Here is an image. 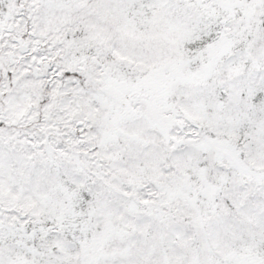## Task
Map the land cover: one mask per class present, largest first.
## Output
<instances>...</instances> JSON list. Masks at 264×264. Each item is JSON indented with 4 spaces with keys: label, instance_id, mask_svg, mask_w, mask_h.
<instances>
[{
    "label": "rangeland",
    "instance_id": "1",
    "mask_svg": "<svg viewBox=\"0 0 264 264\" xmlns=\"http://www.w3.org/2000/svg\"><path fill=\"white\" fill-rule=\"evenodd\" d=\"M90 1L99 2V7L93 6ZM90 1L27 0L25 7L37 18L33 20L37 31L47 36L49 33L51 40L66 41L64 65L77 66L80 73L72 81L67 77L49 86L53 92V120L47 131L57 133L52 138H71V134L79 138L82 133L87 136L91 134L90 138H100L102 145L110 147L102 151L106 159L98 165L101 169L105 168L102 177L118 169L119 180L112 191V187L106 183L109 176L89 179L79 166L82 160L74 159L78 162L69 163L66 155L62 156L68 165L63 166L64 173H50L47 169L48 159L43 154L44 146L47 150L49 142L42 133L38 132L36 136L44 142L41 143V139L33 142V145L27 142L23 152L18 149L19 144L15 139L18 150L10 154L7 148L10 136L0 138V202L16 204L14 207L20 211L26 210L28 205L32 211V215H28L31 217L29 224L16 216L13 212L15 209H10V214L6 210L0 213V232L4 231L3 235L0 234V245H5L7 238L13 240L18 237H11L13 233L2 227L4 220L1 218L12 215V226L19 233L26 232L24 238L21 236L15 240L13 248H0L3 252L14 254L13 257L6 256V259L0 257V264H137L133 253L138 248V253L142 252L143 248L137 242L136 235L147 230L148 224L155 231H165L171 227L173 231L184 232L167 217V211H163V203L172 208L181 199L195 207L199 223L195 222V226L210 231V238L206 236V240L207 245H211L213 258L216 254L214 251L221 252L213 264H264V0H148L149 9L145 17L140 13L134 14L132 7L129 8L131 0L104 1L112 2L109 4L114 5L113 8L103 5L104 2ZM116 1L122 4L118 5ZM5 2L7 5L0 9V30L5 28L4 20L11 15L13 8L8 0ZM146 4L142 3L139 7ZM40 6L42 10L39 13L36 8ZM57 6L78 10L74 20L76 29H82L77 35H73L72 25L73 28L66 27L54 36L55 20L59 19V15L62 17ZM82 6H88L89 11H81ZM108 12L114 15L111 19L118 23L119 30H124L118 41L110 46L101 42L100 26L106 27ZM67 32H70V36H66ZM77 48L81 49L74 52ZM194 48L196 51L192 52ZM105 52L108 54L102 55ZM50 77L46 76L45 81ZM83 85L97 88L93 92L96 100L90 106L95 111L93 114L97 123L84 129L80 127L81 117L84 113L87 116L90 110H80L79 100L74 96V89ZM176 86L182 95L178 108L172 99ZM190 87L195 95L194 100L191 97L186 99L185 88ZM117 88L135 89L152 110L157 107L171 108L195 123L189 138L202 143L207 150L209 158L215 163L211 166L212 175L206 164L200 166L196 161L192 145L186 144L187 138L181 137L167 141L165 144L169 146L158 147L161 154L172 152L169 155L171 160L175 156L178 160L180 157L186 158V162L180 160L176 163L184 173L176 177L172 175L173 180L177 178V181H166L163 185L152 176H143L140 171L131 172L133 168H125L143 163V156L149 153L151 144L145 139L125 155L116 156V138L133 135L134 139L142 140L149 137L142 134L143 124L131 121L133 115L127 107L118 106L117 100L109 95V90ZM19 101L18 94L11 92L7 107L12 112L16 109L22 111ZM68 102L72 106L70 113L60 112L66 109ZM140 103L131 105L132 110L135 107L140 111L143 106ZM189 113L192 117L186 115ZM142 119L145 125L153 123L144 117ZM150 134H153L152 138H157L154 131H150ZM160 134L175 138L167 129L161 130ZM174 143L177 144L175 147ZM112 156H116V160ZM57 157L61 155L51 156L56 167ZM16 158L19 161L17 167L12 164ZM166 166L169 167V163ZM227 170L238 171V176H241L239 180H247V185L239 184L236 176H227ZM240 172L245 175L242 176ZM30 176L34 178L32 190H28L30 185L26 183ZM246 176L250 177L249 180ZM18 177L19 180L26 177L25 185L17 183ZM148 178L155 180V183H151L144 194L141 188L149 183ZM227 180L229 191H235L231 200L238 199L237 192L240 199L239 202L235 200L238 204H229L230 210L226 211L227 200H224V196L227 193ZM253 180L258 184L254 185ZM221 186L224 187L220 189ZM127 189L132 190L135 197L124 193ZM158 189H163V199L159 194L151 196L159 192ZM244 193L251 194L253 208L257 205L256 212L253 215L254 210L251 212V219H247L249 213L238 211L239 208L244 210L243 205L250 201H245ZM109 194L114 197L110 195L112 199L106 200ZM91 196L99 199L98 204L93 206L97 209L102 207L103 211L76 204V201H87ZM121 198L126 201L121 203ZM135 198L142 202L135 203ZM44 201L49 203L45 204ZM134 210L141 212L134 213ZM204 217H207L205 223ZM239 222H244V228ZM248 225H251L250 228ZM53 226L57 232H70L71 239L80 240L76 248L73 241L63 242L60 239V247L64 251L73 248L78 252L76 263L66 256L62 260L54 254L50 255L49 260V256L41 254L43 247L36 232L41 237H47L44 238L45 242L51 245L48 230H52ZM95 227L98 229L96 232ZM108 237L112 243L108 242V247L103 249L102 244ZM181 240L184 242L182 236ZM220 255L227 262L221 263Z\"/></svg>",
    "mask_w": 264,
    "mask_h": 264
},
{
    "label": "trees",
    "instance_id": "2",
    "mask_svg": "<svg viewBox=\"0 0 264 264\" xmlns=\"http://www.w3.org/2000/svg\"><path fill=\"white\" fill-rule=\"evenodd\" d=\"M25 1L27 0H11L10 2L8 0V4H13V8L12 10H10L11 15H9V17L4 20V26L6 25L5 28L3 30H0V138H8V136H10V145L7 146L9 151L8 153L10 154L14 151H17L19 148L20 151L23 152V150L27 146V142L28 144L33 145V142H36L37 140L41 139L37 138L36 136L38 132L42 133L44 134L43 136L45 137V139H48L49 142L48 144L46 143L48 146L47 150L44 146L43 154L44 156H46L45 158L48 159L47 169L50 173L53 174L55 171L60 174L64 173L62 172V168L63 166L68 165L63 161L62 156L66 155L68 156L69 163L77 161L74 159L82 160L81 165L79 166L83 169L84 174L87 178L89 177V179H96L97 177L104 179V177L109 176V179L106 183L110 185L112 187V191H114L116 188L115 185L119 180L118 177L120 173L117 169L115 170V172H112L111 175L107 174L106 176L102 177V172L105 168L101 169L98 165L106 159L102 151L110 147L102 145L100 138H90L92 137L91 134L87 136L83 133L79 138L77 136L74 137L73 134H71V138H61V136H58L57 138H52V136L56 135L57 133L55 132L51 134L49 130L47 131L48 127L51 126V119L53 120V118H51V103L53 92L49 90V86L51 84H56L58 80H66L67 77L70 78L72 81L74 80V77L77 78L80 73H78L77 66L68 67L64 65L63 60L66 54V41H62L59 39L51 40V38L49 37V33V36H47L46 34H44V32H39L36 30L37 26L33 20L37 18H35L32 13L30 14L28 12V7H25ZM97 1L104 2L105 0ZM90 2H92L93 6L99 7V2ZM116 2L118 3V5L122 4L119 1ZM109 3L112 2H104L103 5H107V7L113 8L114 5H110ZM142 3L147 4L142 5V8H140L139 6ZM5 5H7L5 0H0V9ZM148 5V0H131V3H129V8L132 7V11L134 12V14L140 13L142 17H145L149 9ZM57 7L59 8L58 10L59 13L62 14V17H60L59 15V19L55 20L56 28L54 29V36L59 30L63 31L66 27L73 28L72 25H74L73 35H77L78 31L82 29H76V20H74V17L77 15L78 10L74 8H72L71 10H66L65 8H62L60 6ZM140 9L142 10V12H140ZM36 10H38L40 13L42 7L40 6V8H36ZM81 11H89L88 6H82ZM107 15L108 20L106 27L100 24L102 31L101 42L110 46L111 43L118 41V38L124 32V30H119V28L117 27L118 23H114V20L111 19L114 18V15H111L109 12L107 13ZM40 18L42 20L44 19L42 16H40ZM40 22L42 24L41 20ZM66 36H70V32H67ZM113 38L116 39L113 40ZM80 49L81 48H77L74 50V52H77ZM107 54L108 52H105L102 55ZM46 76H51L48 81H45ZM96 89L97 88H92L89 85H83L81 86V88L74 89V96L79 100L78 108L84 112L89 109L91 113L90 115V113H88L87 111V116L86 113L82 115L80 123V127L82 129L88 126H95L97 123L96 115L93 114L95 111L90 108V106L94 104V99L96 100V96L93 93ZM185 90L186 99H189L191 97V99L194 100L195 95L192 92V88H185ZM109 91L111 92L109 94L113 95L115 99H121L125 104L129 103L131 105L137 106V103L141 101L140 104L143 105L140 111H143L144 114H141V112L134 107V115L132 116L131 121H134L135 124H143L142 134L147 135V137H149L143 138L142 140L134 139L135 137L133 135L131 136L133 139L131 137L116 138L118 139V143L114 144L116 145V152L118 154L116 156L125 155L127 152H130V148L134 149L136 144H140V142L144 141L145 139L149 140L148 143L151 144V148L149 153H146L143 156V163H140L136 166L127 165L124 166L125 168H133L131 172L140 171L143 176H152L158 182H162L163 185L166 181H177V178L176 180H173V176L176 177L179 173H182L181 175H184V173L182 172V170L179 169V166L176 163H178V161L180 160L186 162V158L180 157V160H178L175 156L172 157V161L171 157L169 156L170 154H172V152L161 154L158 151V147H162L165 145L169 146V144H165L167 141H174L176 140V137H181L187 138L186 144L192 145L194 149L192 153H194L196 161H198L200 166L203 163L206 164L208 167L209 174L212 175L211 166L215 165V163L212 161L211 158H209L207 150H205V148L202 146V143L194 139L190 140L189 138L190 134L192 133V129L196 126L195 123H191V121L188 118L184 117L180 111H174V109L171 108L166 109L154 107L156 109L152 110L151 105L149 103H146L145 100H143V97H141V94H139L136 90L127 92L123 96L117 94L118 91ZM178 91V86H176L172 92V99L173 102L176 104L177 108L181 104L180 100H182V95L180 91ZM11 92H15L18 94V97L20 99L19 102L21 103L20 105L23 109L22 111L16 109L15 112H12L7 107L8 97L11 96ZM71 107V104L68 102L66 105V109H64V111L61 109L60 112H65L69 114ZM157 112H160V114L157 115ZM92 115H94L95 118H93ZM100 115H102V113ZM186 115L192 117L191 113ZM63 116L65 117V114ZM142 117L149 119L153 123L149 122L148 125H145L144 123H142ZM122 119L125 120L126 118ZM72 121L74 122L73 118ZM158 129L160 131L167 129L168 132L175 136V138H167V135L163 137ZM150 131H154L157 135V138H152L153 134L149 135ZM15 139L19 144L18 149L15 148ZM12 140L14 142H12ZM40 142L43 143L44 140L41 139ZM176 145L177 144L175 143L173 144L174 147ZM79 152H81L80 155L76 154ZM99 153L101 156L99 155ZM52 155H61V157L56 158L57 167L55 166L51 158ZM116 156L112 157H114V159L116 160ZM16 162L14 160V163H12L13 165H15V167H17V164L19 162L17 158ZM167 163H169V167L166 166ZM14 169L15 168L12 167V170L15 172ZM237 173L239 174L238 171L229 172L227 170L226 174L227 176H232L233 178H235L236 176L238 183L246 186L248 183L247 180H239L241 176H238ZM240 174L242 176L245 175L243 172H240ZM213 178H215V176ZM245 178L248 179L250 177L246 176ZM25 180L26 177L25 179L23 178L20 180L18 177L16 181L18 184L22 182V184L25 185ZM155 180L148 178L149 183L145 184L144 187L141 188V191L145 194V192L148 190V186L151 183H155ZM26 183L30 185L28 190H32L34 187V178L30 176L27 179ZM106 183L102 184L103 189ZM227 183L228 180L225 184ZM253 183L254 185L258 184V182L254 180ZM224 186H221L219 188L222 189ZM129 189H127V192L124 193L135 197L134 192ZM225 190H227V193L224 196V200H227V204L224 208L227 211L230 210L228 207L229 204H238L237 202H239L238 199H240V196L237 192L236 195L238 199L231 200L232 195L235 191H229V184H227ZM158 191L159 192H157L155 195L151 194V196H157V194H159L160 199H163L165 197L164 194H161L163 193V189H158ZM119 193L121 195V191H119ZM110 195L113 196L112 194H109V198H107L106 200L112 199ZM244 196L246 197L245 201H249V199L250 201L248 204L243 205L244 210L242 208H239L238 211L242 213H249L247 219H251V212L252 210H254L252 212V215L254 214V212H256L255 210L257 208V205L255 204L254 208L252 207L251 200H253V198L250 193H244ZM93 197L91 196L90 199L87 200L88 202L78 200L76 201V204H78V206L82 208L91 206V208H93L94 210L103 211L102 207L97 209L93 206L95 203L98 204L99 202V199H94ZM119 200L121 203H124L126 201L123 198ZM173 201H175V199ZM139 202L142 201L135 198V203ZM153 202L154 201H152V203ZM44 203L48 204L49 201H44ZM14 205L0 202V213L6 210L7 213L10 214V209H15L13 212L16 214V216L22 218L24 223L29 224L31 217L28 215H32V211L30 210L29 206L27 205L26 210L21 209L20 211L18 210V208H15ZM42 205L43 204H41V206ZM176 206L178 207V209H176ZM176 206L172 205V208H169L165 203H163V211H167V217L171 218L174 224L176 222V224L179 225L181 230L184 232L180 233L173 231L171 227L167 228L168 230L165 231H155L152 230V225L148 224L147 230H145L141 234L140 232H138L136 235V238L138 239L137 242H139L140 245H142L141 248H143L142 252L138 253V250H140V248H138V250L133 253L134 260L137 264H213L214 259L219 258L218 254L221 252L214 251L216 254L213 258L211 245H207L206 236L210 238V231L203 230L201 226H195L198 221L196 215L197 211L195 207H193L192 204L188 203L183 199L177 201ZM103 207H107V205ZM180 210L182 211V213H180ZM47 212L49 213L48 210ZM136 212H141V210H134V213ZM26 214L28 217H26ZM11 216L12 215H8L4 218H1L4 220L2 227L7 228L13 233L11 237L18 236L16 237V239H18L22 236L21 238H24L26 232L19 233V231L14 228V225L12 226V221L14 219ZM205 218L207 217L203 218L204 223L206 220ZM53 222L54 221H50L49 223ZM55 225L59 224L56 223ZM239 225L243 226L244 222H239ZM250 226L251 225H248V228H250ZM97 230L98 229L95 227L94 231L96 232ZM48 233L49 237L52 238L50 240L51 245L50 243L46 244L44 238L47 239V237H41L36 232V237L41 239L39 243L43 247L41 254L49 256V260H51L50 255L55 254L56 258L59 257V259L64 260L66 256L67 259L75 261V256L78 255V252L76 250L74 251L73 248L68 249V251H64V248L62 249L60 247V244L62 243L60 239H63V242L73 241L75 243L76 248L80 240L77 241L74 239V237L71 239L70 237L72 236V234L70 232L68 234L57 232L54 226L52 227V230H48ZM0 234L3 235L4 231L0 232ZM82 235L84 234L82 233ZM181 236L182 238H184V242H182ZM16 239L10 240L9 238H7L4 242L5 245H0V248L3 247L5 250L13 248L12 245H16ZM108 242L110 244L112 243V240H110L109 237L103 242V249H106L108 247ZM171 244L173 245V247ZM0 252H3V249L2 251L0 249ZM0 255L1 258L5 259L6 256H14L12 252H3L0 253ZM80 255H82V253ZM220 262L225 263L227 262V260L224 256H222Z\"/></svg>",
    "mask_w": 264,
    "mask_h": 264
},
{
    "label": "flooded vegetation",
    "instance_id": "3",
    "mask_svg": "<svg viewBox=\"0 0 264 264\" xmlns=\"http://www.w3.org/2000/svg\"><path fill=\"white\" fill-rule=\"evenodd\" d=\"M196 46H198V44H196ZM199 46H200V45H199ZM195 51H196V49L194 48L192 52H195ZM195 64H197V61H195ZM121 94H123V93H121ZM158 114H160V112H157V115H158ZM240 137H241V136H240Z\"/></svg>",
    "mask_w": 264,
    "mask_h": 264
}]
</instances>
